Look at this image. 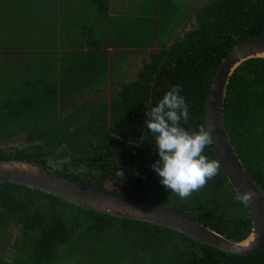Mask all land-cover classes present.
I'll return each mask as SVG.
<instances>
[{"label":"trees","instance_id":"obj_1","mask_svg":"<svg viewBox=\"0 0 264 264\" xmlns=\"http://www.w3.org/2000/svg\"><path fill=\"white\" fill-rule=\"evenodd\" d=\"M91 1L106 17L110 1ZM159 1L142 31L144 44H152L158 30L160 47L142 64L128 63V81L113 83L121 90L115 89L109 106L105 98L82 106L73 102L82 87L96 85L89 78L98 76L103 86L104 61L97 75L92 61L69 65L60 59V64L58 57L37 63L30 79L1 83L0 137L25 134L27 145L0 148V159L25 158L51 168L49 160L59 159L53 169L61 174L162 203L241 240L250 232L251 217L212 144L205 154L219 163L217 174L179 198L160 184L151 167L158 156L144 120L163 93L179 84L190 112L181 123L189 130L205 127V97L219 63L241 39L264 36V0H208L168 45L162 34L166 23L170 32L175 26V4ZM131 25L128 21V32L134 31ZM70 105L73 111L64 112ZM224 117L236 153L264 194V57L249 58L234 70ZM10 226L18 230L14 238ZM1 238L12 244V253L9 261L0 253V264H62L67 258V264H264V247L248 254L225 252L163 225L95 211L12 182L0 183Z\"/></svg>","mask_w":264,"mask_h":264},{"label":"crops","instance_id":"obj_2","mask_svg":"<svg viewBox=\"0 0 264 264\" xmlns=\"http://www.w3.org/2000/svg\"><path fill=\"white\" fill-rule=\"evenodd\" d=\"M109 1V11L102 18L91 0H0V80L19 76L30 79L37 63L59 57V63L69 65H90L92 61L99 69L92 73L97 75L105 62L103 86L99 87L96 76L89 78L96 85L81 90H109L113 83L128 81V75L124 76L128 74V63L136 67L148 59L153 49L160 47L159 31L156 42L144 44L142 23L149 20V12L128 14V4L142 1ZM156 3L158 9L160 1ZM128 17L134 29L131 32H128ZM191 18V11L181 23L176 18L172 33L164 38L165 44L186 31Z\"/></svg>","mask_w":264,"mask_h":264},{"label":"water","instance_id":"obj_3","mask_svg":"<svg viewBox=\"0 0 264 264\" xmlns=\"http://www.w3.org/2000/svg\"><path fill=\"white\" fill-rule=\"evenodd\" d=\"M264 57V36L241 39L223 57L205 97V128L227 179L241 197L251 217V229L241 240H232L212 227L162 203L100 188L61 174L53 168L25 158L0 159V183L12 182L40 189L70 203L110 215L163 225L183 232L201 243L234 254H248L264 247V194L243 165L227 132L224 101L234 70L245 60Z\"/></svg>","mask_w":264,"mask_h":264},{"label":"clouds","instance_id":"obj_4","mask_svg":"<svg viewBox=\"0 0 264 264\" xmlns=\"http://www.w3.org/2000/svg\"><path fill=\"white\" fill-rule=\"evenodd\" d=\"M145 115L144 124L154 137L158 156L151 167L160 184L179 198L202 189L217 174L219 163L205 154L211 143L209 131L204 126L189 130L181 123L190 117L182 86L172 85ZM253 196L243 192L240 199L249 201Z\"/></svg>","mask_w":264,"mask_h":264},{"label":"rangeland","instance_id":"obj_5","mask_svg":"<svg viewBox=\"0 0 264 264\" xmlns=\"http://www.w3.org/2000/svg\"><path fill=\"white\" fill-rule=\"evenodd\" d=\"M136 1V0H134ZM142 1V3H135L134 5H130L128 4V14H132L134 12H139L142 10H147V12H154V7L157 8V3L156 0H140ZM155 1V2H154ZM207 0H173V3L175 4L174 6V10L172 11V13L175 16V18H178V21L181 23L184 21L185 19V14L188 13L189 9H192L194 6H201L203 5L204 2H206ZM167 4V2H166ZM144 7H146V9H143ZM130 20V17H128V21ZM174 20V18H173ZM177 21V19H176ZM171 22V21H170ZM165 24V22H163V25ZM169 26V25H168ZM167 23L164 26V32H163V36H168L169 35V29H168ZM172 33V31H171ZM148 55V54H147ZM145 55V57L147 56ZM131 65H128V71L131 70ZM7 75V74H6ZM128 75V74H124ZM123 76V74H122ZM135 75H131V77H133ZM11 80V79H10ZM7 79H3L0 80L1 83H6ZM3 90V89H2ZM4 95V93L0 94V96ZM27 145V138L25 134H18V135H14L12 137H0V148H5V147H11V146H17V147H21V146H25ZM108 185V183H107ZM10 231H11V238H14L17 236L18 230L15 226H10ZM10 238V239H11ZM8 239H4L1 238L0 239V253L2 254V257L5 258L7 261H9L11 259V253H12V244L11 243H7ZM13 243V242H12ZM68 259V258H67ZM66 259V262L64 263V261L62 262V264H67L68 260Z\"/></svg>","mask_w":264,"mask_h":264},{"label":"flooded vegetation","instance_id":"obj_6","mask_svg":"<svg viewBox=\"0 0 264 264\" xmlns=\"http://www.w3.org/2000/svg\"><path fill=\"white\" fill-rule=\"evenodd\" d=\"M206 2H204V3H206ZM201 6H198V7L194 6V8H193L194 10H192L191 13L195 12ZM193 21L194 20H192L191 23H193ZM190 26H191V24H190ZM115 89L121 90V87H119V86H118V88L111 87L109 90L102 89V88L91 89V90H88V89L81 90L79 93H77L76 97L73 99V102L79 106H82L83 103H86L88 101H92L94 99L100 100L102 98H105L107 101V106H109L108 104L110 103V99H111L112 95L116 93ZM73 109H74L73 106L70 105L64 110V112L73 111ZM59 161H60L59 159H55V162H52V159H50L48 163L52 166V168H57L60 166L59 164H57V162H59Z\"/></svg>","mask_w":264,"mask_h":264}]
</instances>
